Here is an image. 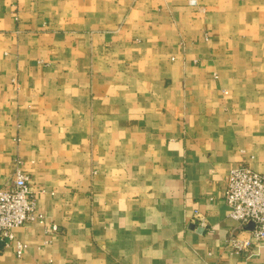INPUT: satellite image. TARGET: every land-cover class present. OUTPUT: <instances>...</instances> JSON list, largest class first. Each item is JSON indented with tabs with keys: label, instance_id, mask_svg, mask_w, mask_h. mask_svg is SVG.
Listing matches in <instances>:
<instances>
[{
	"label": "crops",
	"instance_id": "1",
	"mask_svg": "<svg viewBox=\"0 0 264 264\" xmlns=\"http://www.w3.org/2000/svg\"><path fill=\"white\" fill-rule=\"evenodd\" d=\"M16 158L45 221L0 264H264L224 199L264 173V0H0V187Z\"/></svg>",
	"mask_w": 264,
	"mask_h": 264
},
{
	"label": "built area",
	"instance_id": "2",
	"mask_svg": "<svg viewBox=\"0 0 264 264\" xmlns=\"http://www.w3.org/2000/svg\"><path fill=\"white\" fill-rule=\"evenodd\" d=\"M11 184L0 187V241L7 245L14 240L13 230L26 222L43 223L44 215L36 209L35 200L28 185L27 175L18 167ZM224 199L229 208V216L236 222V229L228 236V243L236 251L248 250L252 245L264 240V173L246 165L233 166L225 178ZM195 220L204 226L205 220L194 213ZM253 223L251 230L245 225ZM51 229L55 230L53 224ZM26 244L15 241V252L21 255Z\"/></svg>",
	"mask_w": 264,
	"mask_h": 264
},
{
	"label": "water",
	"instance_id": "3",
	"mask_svg": "<svg viewBox=\"0 0 264 264\" xmlns=\"http://www.w3.org/2000/svg\"><path fill=\"white\" fill-rule=\"evenodd\" d=\"M194 225V224H193ZM245 229H247V230H251L252 228H253V223L251 222V223H248L247 225H245V227H244ZM200 229V228H199Z\"/></svg>",
	"mask_w": 264,
	"mask_h": 264
}]
</instances>
